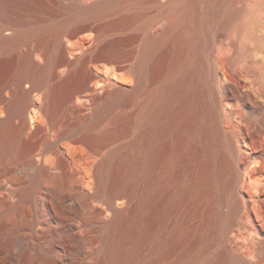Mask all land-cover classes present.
<instances>
[{
  "label": "bare ground",
  "instance_id": "6f19581e",
  "mask_svg": "<svg viewBox=\"0 0 264 264\" xmlns=\"http://www.w3.org/2000/svg\"><path fill=\"white\" fill-rule=\"evenodd\" d=\"M105 2L92 1L83 9L92 15ZM148 3L155 8L154 14H146L144 0L134 2L140 33L127 68L130 77L119 79L115 73L114 77L110 73L106 74L109 78L102 77L104 67L91 55L95 41L88 38L93 34L80 35L75 43L79 52L86 53L82 61L86 79L94 80L96 88L110 87L111 105L132 95L139 105L133 138L122 155L106 150L112 135L101 126L111 107L108 105L94 110L95 122L88 125L92 130L82 138L88 148L66 144L71 163L72 146L77 152L73 161L84 187L90 191L95 188V194L107 197L112 214L105 223L109 228V260L111 264H139L147 253L159 255L191 237L201 240L208 235L215 214L211 201L203 202L215 196L228 171L226 161L219 164L216 159L221 137L226 138L231 160L242 174V187L249 191L244 200L249 228H239L237 236L243 243L247 233L252 246L257 239L264 244L260 238V233L264 235V0ZM18 20L13 12L0 7V52L20 50L44 31H23ZM66 33L64 27L57 32L55 43L63 55L60 60L47 52V65L37 64L32 54L39 45L32 44L25 54L20 53L16 71L0 86V100L7 107L6 116L0 118V165H15L6 178L8 188L0 184V252H6L0 264H29L26 255L21 258L29 226L19 223V210L38 188L44 191L45 203H62L72 194H81L80 188L72 189V185L68 196L60 190L72 165L67 168L61 160L42 154L41 163H37L34 151L24 142L31 108L35 110L31 114L33 125L41 122L43 117L35 115L41 111L52 125L59 122L62 112H72V66L79 59L64 54L62 37ZM208 69L217 75L213 88L208 83ZM50 79L56 84L49 86ZM28 82L34 83L32 89L25 87ZM119 83L133 86L127 90ZM35 88L44 89L42 110H37L31 99ZM6 90L11 98L6 97ZM46 136L51 143L48 132ZM22 143V151L17 153ZM53 145L58 147L57 141ZM25 163L33 170L29 178L18 172ZM157 218L161 223L149 239L146 233ZM144 243L147 251L142 253ZM247 247L249 244L244 245L245 251Z\"/></svg>",
  "mask_w": 264,
  "mask_h": 264
},
{
  "label": "rangeland",
  "instance_id": "374dc122",
  "mask_svg": "<svg viewBox=\"0 0 264 264\" xmlns=\"http://www.w3.org/2000/svg\"><path fill=\"white\" fill-rule=\"evenodd\" d=\"M92 1L98 0L88 2L83 0H0V7H6L19 18L17 22L19 29L23 31L33 28L44 29L40 34L41 38L29 39L20 50L11 49L0 52V86L4 85L16 71L20 53L25 54L32 44H35V47L39 45V49L32 54L37 64L47 65V52L52 53L53 58L60 60L63 55L58 51L59 47L55 42L58 29L61 27L67 30L66 35L62 37L64 54L72 60L79 59V62L72 66V112H62L59 122L55 125L51 124L49 117L43 111L35 114L38 115L36 117L42 116L43 120L33 125L31 114H34L35 110L31 108L28 112V134L24 142L30 150L34 151L35 161L41 163L39 160L42 159L40 158L42 154L43 156L51 155L56 162L61 160L67 168L72 165V172L68 171L62 180L60 190L65 196L69 195L71 185L72 189L76 187L81 191L79 195L72 194V198L68 196L62 203L56 200H47L45 203L44 191L40 187L33 199L24 202L19 210V223H25L29 227L26 233L27 246L21 252V258L23 259L26 255L29 264H111L107 249L109 228L105 223L112 218V214L108 209L107 197L104 194H95V188L90 191V188L84 187L86 185L80 181L81 173L73 161L77 152L72 146L71 163L66 144L69 142L77 145L74 147L88 148L82 138L87 131L92 130L88 125L95 122L94 110L108 105L107 107H111L107 110L106 119L102 121L101 126V129L112 135L106 150H117V157L122 155L124 148L133 138L139 105L133 95L111 105L112 98L108 95L110 87L107 85L96 88L94 80L86 79V67L82 62L86 53L83 54L82 51L80 53L75 43L80 35L93 34L92 38H88L92 42L95 41L91 45V55H94L96 64L104 67L102 77L109 78L106 76L109 73L112 76L115 73L114 75L116 78L119 76V79L123 76L130 77L127 68L133 61L136 38L140 29L135 19V0H106L102 8L98 10L99 12L96 10L94 14L89 15L85 13L83 7ZM144 1L148 4L145 8L146 14H154L155 8L150 6L148 0ZM5 34L11 35L7 30ZM92 65L90 68L95 70ZM207 74L208 83L212 88L215 87L216 73L208 69ZM220 79L224 80L222 74ZM129 83L119 84L128 90L133 86ZM55 84L56 80H49V86ZM33 85V82H28L25 87L32 89ZM42 90L35 88L32 94L31 99L38 106L37 110H42L44 105ZM210 90L213 91V89ZM5 95L7 98L12 96L7 90ZM86 101H89V104ZM0 107V118L3 119L7 111L6 103L0 100ZM47 132V139L51 143L46 141ZM219 139L221 143L215 148L216 159L219 164L226 161L228 171L223 186L217 190L215 196L203 202L204 204L211 201V209L213 208L215 214L208 235L201 240L191 237L187 242L182 241L170 249L160 251L159 255L147 253L146 258L139 264H264V244L260 239H257L258 242L252 246L253 240L247 233L243 243L237 236L239 228H249L244 203V200L249 198V191L242 187V174L237 171L231 160L230 152L226 148V138ZM54 141H57L58 147L53 145ZM23 143L17 153H21ZM12 167L15 165H0V184H5V188L10 185L6 183V178ZM18 172L29 178L33 170L25 163L18 167ZM182 205L183 203H180V206ZM164 218L163 215L162 219ZM162 219L157 218L149 227L146 233L149 239ZM260 238L264 239L261 233ZM245 244H249L248 249L245 248L246 251ZM12 247L17 248L15 244ZM140 250L142 253L147 251L146 243L142 245V248L140 246ZM5 253L1 251L0 258H3Z\"/></svg>",
  "mask_w": 264,
  "mask_h": 264
}]
</instances>
